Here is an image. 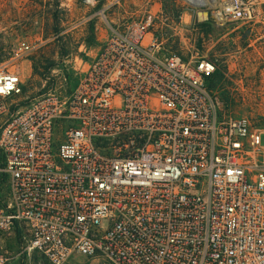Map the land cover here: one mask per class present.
<instances>
[{"label": "built area", "instance_id": "1", "mask_svg": "<svg viewBox=\"0 0 264 264\" xmlns=\"http://www.w3.org/2000/svg\"><path fill=\"white\" fill-rule=\"evenodd\" d=\"M254 2L215 16L252 21ZM100 15L75 85L38 98L21 77L35 46L0 41V264H264V132L223 113L212 60L164 52L153 10Z\"/></svg>", "mask_w": 264, "mask_h": 264}, {"label": "rangeland", "instance_id": "2", "mask_svg": "<svg viewBox=\"0 0 264 264\" xmlns=\"http://www.w3.org/2000/svg\"><path fill=\"white\" fill-rule=\"evenodd\" d=\"M86 1L0 0V41L22 38L35 46L21 67L29 99L47 94L55 80L64 83L67 77L75 85V58L84 51L93 54L109 36L103 11L113 27L121 28L153 10L164 52L212 60L217 76L210 89L223 113L246 116L264 132V0H255L256 15L248 22L219 20L215 13L224 0L201 6L186 0H120L109 8L108 0ZM199 8L208 10L207 20L196 18Z\"/></svg>", "mask_w": 264, "mask_h": 264}, {"label": "bare ground", "instance_id": "3", "mask_svg": "<svg viewBox=\"0 0 264 264\" xmlns=\"http://www.w3.org/2000/svg\"><path fill=\"white\" fill-rule=\"evenodd\" d=\"M188 3H192L194 5H197V6H201V5H204L208 0H186ZM225 2L222 4L223 5H226V2L227 0H224ZM215 0H212V3L215 4ZM218 19L219 20H222V18L220 16H218Z\"/></svg>", "mask_w": 264, "mask_h": 264}, {"label": "trees", "instance_id": "4", "mask_svg": "<svg viewBox=\"0 0 264 264\" xmlns=\"http://www.w3.org/2000/svg\"><path fill=\"white\" fill-rule=\"evenodd\" d=\"M219 74V73H218ZM215 76H217V74H214L213 73V75L211 76V78H210V82H209V87L211 88V79H212V77H215Z\"/></svg>", "mask_w": 264, "mask_h": 264}]
</instances>
